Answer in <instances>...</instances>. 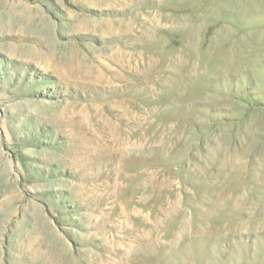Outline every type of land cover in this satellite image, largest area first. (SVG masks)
<instances>
[{
    "label": "rangeland",
    "instance_id": "obj_1",
    "mask_svg": "<svg viewBox=\"0 0 264 264\" xmlns=\"http://www.w3.org/2000/svg\"><path fill=\"white\" fill-rule=\"evenodd\" d=\"M0 264H264V0H0Z\"/></svg>",
    "mask_w": 264,
    "mask_h": 264
}]
</instances>
